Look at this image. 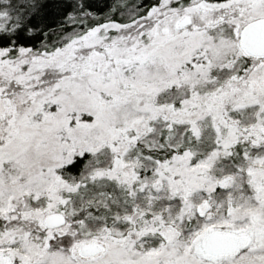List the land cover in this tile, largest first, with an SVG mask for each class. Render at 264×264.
<instances>
[{
    "label": "snow or ice",
    "instance_id": "1",
    "mask_svg": "<svg viewBox=\"0 0 264 264\" xmlns=\"http://www.w3.org/2000/svg\"><path fill=\"white\" fill-rule=\"evenodd\" d=\"M0 264H264V0H0Z\"/></svg>",
    "mask_w": 264,
    "mask_h": 264
}]
</instances>
